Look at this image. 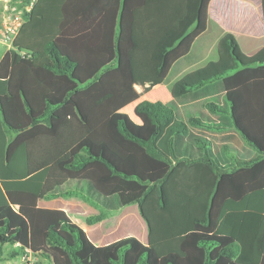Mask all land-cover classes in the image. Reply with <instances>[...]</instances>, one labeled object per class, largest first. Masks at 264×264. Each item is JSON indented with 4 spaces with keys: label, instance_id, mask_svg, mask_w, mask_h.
<instances>
[{
    "label": "trees",
    "instance_id": "16d2710c",
    "mask_svg": "<svg viewBox=\"0 0 264 264\" xmlns=\"http://www.w3.org/2000/svg\"><path fill=\"white\" fill-rule=\"evenodd\" d=\"M206 1L159 68L165 78L171 67L168 103L139 101L133 87V12L145 0H37L24 15L0 58V253L28 250L46 264H264V47L246 56L232 34H216ZM40 56L48 62L35 66ZM133 103L138 123L123 111ZM239 140L254 155L227 145ZM53 166L64 176L56 183ZM64 197L108 212L136 205L147 243L96 245L65 211L38 205Z\"/></svg>",
    "mask_w": 264,
    "mask_h": 264
},
{
    "label": "crops",
    "instance_id": "0c3cea01",
    "mask_svg": "<svg viewBox=\"0 0 264 264\" xmlns=\"http://www.w3.org/2000/svg\"><path fill=\"white\" fill-rule=\"evenodd\" d=\"M200 3L201 0H145L144 5L133 12L131 28L133 44L129 51V63L133 87L137 93L131 61L132 59L136 60L137 57H143L148 68V74L156 80L152 85H155L153 86L155 91H159V97L163 98L160 102H170L171 94L164 84V79L170 72L171 67L167 70L165 78L159 76V68L163 64L165 52L174 47L179 40L195 28L199 18ZM204 15L207 20L210 19L214 22L218 28L215 30L216 34H218V31L232 34L244 55L252 56L264 47L262 0H207ZM194 42L189 46L190 49ZM200 45L205 52V60H207L210 54L213 53L214 42L207 44L205 39ZM47 62L45 56H40L34 61V64L35 66H41ZM170 66L172 65L170 64ZM138 95L139 101H142L141 94L138 93ZM40 201L38 203L40 207L48 208L42 206ZM141 220L143 224L140 222V228L143 230L144 241L136 238L141 243L146 244V225L144 220ZM119 221L117 224L122 225L120 219ZM123 221H125L124 217ZM79 224L90 236L85 227H82L81 223ZM97 225L92 228L95 232H98L97 236L99 237L101 232ZM111 229L115 230L114 227H111ZM127 236H130L129 233L113 236L105 241L104 245Z\"/></svg>",
    "mask_w": 264,
    "mask_h": 264
},
{
    "label": "rangeland",
    "instance_id": "374dc122",
    "mask_svg": "<svg viewBox=\"0 0 264 264\" xmlns=\"http://www.w3.org/2000/svg\"><path fill=\"white\" fill-rule=\"evenodd\" d=\"M5 49L6 47L0 45V57L5 51ZM215 55L216 52L215 50H213V53L210 54L207 60L213 59ZM131 63H132V71L135 77V87L138 93L141 94L142 99L149 102L162 101L163 98L159 97V91H155V88L153 87L155 85H152V83L154 84L156 80L154 79L153 76L148 74V68L147 65L144 63L143 57H137L136 60L132 59ZM143 94H145V96H143ZM134 106L135 103L130 104L123 111L127 115H129L134 122L138 123L139 120L133 111ZM211 137L213 139L218 138V136H212V135ZM236 142H229L227 145L236 147L239 150V152L244 156L251 157L252 155H254L255 150L248 147L245 141L239 140ZM224 154L230 161L232 162L234 161L233 157L235 155L225 152ZM62 178H64V176L57 170L55 166H53L48 174L47 179L48 182L56 183L60 181ZM40 203L42 206L51 209H61L65 211L73 222L77 223V225L81 223L82 227H85V229L88 231L90 235L89 236L90 239L96 245H104L105 241L111 239V237L118 236L124 233H129L130 236H134L135 238L137 237L142 241H144V237L142 234L143 230H141L140 228V224L141 223L143 224V222L141 220L142 218L139 214L136 205H131L125 208H121L116 212H108L96 206L82 202L73 197L56 198L50 200L41 199ZM77 212L86 214L87 216H100L102 218V221L97 225L101 232L99 236L101 237L100 239H98L99 237L97 236L98 232H95L92 227L86 225L84 221V217L77 216ZM123 217L125 218V221H123ZM119 219L121 220L122 225L117 224L118 222H120ZM111 227H114L115 230L113 231ZM10 250L11 249L8 247H5L2 250V253H0V264H26L27 262H29V264H46V262L43 259L35 258L33 256H30L29 259L27 257V259L24 260L22 259V255L21 256L19 255L15 258H10L9 257Z\"/></svg>",
    "mask_w": 264,
    "mask_h": 264
},
{
    "label": "built area",
    "instance_id": "2783aa9c",
    "mask_svg": "<svg viewBox=\"0 0 264 264\" xmlns=\"http://www.w3.org/2000/svg\"><path fill=\"white\" fill-rule=\"evenodd\" d=\"M37 0H0V44L11 48L14 39L24 23V15L32 10ZM31 253L26 250L22 259H29ZM26 264H29L27 262Z\"/></svg>",
    "mask_w": 264,
    "mask_h": 264
}]
</instances>
